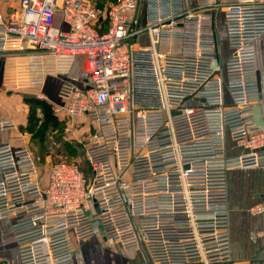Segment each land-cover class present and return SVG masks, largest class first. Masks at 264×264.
Listing matches in <instances>:
<instances>
[{
	"label": "built area",
	"instance_id": "built-area-1",
	"mask_svg": "<svg viewBox=\"0 0 264 264\" xmlns=\"http://www.w3.org/2000/svg\"><path fill=\"white\" fill-rule=\"evenodd\" d=\"M263 35L264 0H0V55L48 58L63 78L54 112L95 124L91 177L58 160L44 181L25 133L1 142L19 128L0 118V219L20 264H76L95 236L150 264H236L227 173L264 168ZM64 56L83 60V85L60 74ZM228 139L251 151L229 156Z\"/></svg>",
	"mask_w": 264,
	"mask_h": 264
},
{
	"label": "rangeland",
	"instance_id": "rangeland-1",
	"mask_svg": "<svg viewBox=\"0 0 264 264\" xmlns=\"http://www.w3.org/2000/svg\"><path fill=\"white\" fill-rule=\"evenodd\" d=\"M92 1L104 9L115 0H112L108 5L100 1L99 3L97 0ZM216 27L221 51L225 53L227 51L225 42L226 25L222 12L217 14ZM141 40L143 41L144 38H141ZM259 50L260 66L263 72L264 48L260 47ZM29 58V61H25V66L9 64L11 58L8 56L0 58L2 61V64L0 63V107L7 112L21 108V114L24 117L23 124L16 121L19 131H6L2 134V137L6 138V142H8L18 140L20 132L26 134L27 142L38 158L40 173L44 177V181H46L45 176L50 165L58 160L76 161L91 177V166L86 157V150L90 142V135L94 132L95 124L86 119H72L56 115L51 101L59 102V99L51 97L48 93L49 89L58 88L63 78L54 75L50 69V60L43 55H33ZM17 62L20 63L21 60ZM4 63L7 67L6 72L2 71ZM59 63L60 74H67L68 79L72 82L81 86L80 82L84 83L87 79L82 59L76 62L74 56H64L60 57ZM12 72H15V77ZM36 98L45 99L51 103L53 120L46 119L44 109L34 101ZM240 176L247 180V173L240 174ZM245 186H248V188ZM263 188L254 184L248 185L246 181H243L241 184H234L232 193L234 200L242 204L245 201L247 192L252 193ZM254 205L250 206V211H252ZM8 240L3 239L0 245L6 244V242L9 244ZM100 252H98L99 257L103 256V253ZM92 262L99 264L100 259L92 258Z\"/></svg>",
	"mask_w": 264,
	"mask_h": 264
},
{
	"label": "crops",
	"instance_id": "crops-1",
	"mask_svg": "<svg viewBox=\"0 0 264 264\" xmlns=\"http://www.w3.org/2000/svg\"><path fill=\"white\" fill-rule=\"evenodd\" d=\"M97 1H100L103 4L107 3L108 5L112 0ZM260 47L264 48V35L256 41L260 82V106L258 118H261V115L264 112V71H261L260 66ZM226 52H228V48ZM0 58L2 59L1 55ZM1 59L0 63L2 64ZM2 71H7L6 66L2 67ZM12 73H14L15 77V72ZM64 76L68 77V75ZM80 84L83 85L82 82H80ZM57 92L58 88H51L49 89L48 94L53 98H58ZM5 117H12L22 124L24 121V117L21 114V108L13 110L12 112H7L4 108L0 107V118ZM6 141L7 139L1 136V142ZM250 151V148L236 145L230 139L227 140V154L229 156L243 155ZM244 173H247V180L240 176V174ZM227 180L229 190L232 254L236 264H264V211L261 213H254L249 209L250 206L263 199L264 188L257 189L252 193L247 192L245 201L242 204H239L234 200L232 193L234 184H241L243 181H246L248 185L254 184L261 188L264 187V168L248 167L230 169L227 173ZM245 187L248 188V186ZM0 227V242L3 239H9V244L6 242V244L0 245V264H20L18 248L11 228V220L0 219ZM98 252L103 253V256L101 255L99 257ZM92 258H99V264H150L143 250L131 249L128 251H122L116 246L113 247L105 244V242L97 236L91 237L83 243L76 245V264H98L97 262L93 263Z\"/></svg>",
	"mask_w": 264,
	"mask_h": 264
},
{
	"label": "trees",
	"instance_id": "trees-1",
	"mask_svg": "<svg viewBox=\"0 0 264 264\" xmlns=\"http://www.w3.org/2000/svg\"><path fill=\"white\" fill-rule=\"evenodd\" d=\"M34 101H36V104H38L44 109V112H45L44 115L47 120L51 121L54 119V116L51 110L52 108L51 103L47 102L45 99H39V98H36Z\"/></svg>",
	"mask_w": 264,
	"mask_h": 264
},
{
	"label": "water",
	"instance_id": "water-1",
	"mask_svg": "<svg viewBox=\"0 0 264 264\" xmlns=\"http://www.w3.org/2000/svg\"><path fill=\"white\" fill-rule=\"evenodd\" d=\"M257 120H258V122H261L262 121V118H258L259 117V108H257ZM113 247H115V246H113Z\"/></svg>",
	"mask_w": 264,
	"mask_h": 264
},
{
	"label": "bare ground",
	"instance_id": "bare-ground-1",
	"mask_svg": "<svg viewBox=\"0 0 264 264\" xmlns=\"http://www.w3.org/2000/svg\"><path fill=\"white\" fill-rule=\"evenodd\" d=\"M262 198H264V195H263V197ZM254 213H257V212H254Z\"/></svg>",
	"mask_w": 264,
	"mask_h": 264
}]
</instances>
